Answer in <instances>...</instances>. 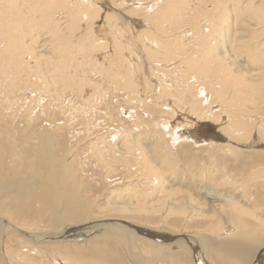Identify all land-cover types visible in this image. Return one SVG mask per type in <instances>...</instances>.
<instances>
[{
  "label": "bare ground",
  "instance_id": "1",
  "mask_svg": "<svg viewBox=\"0 0 264 264\" xmlns=\"http://www.w3.org/2000/svg\"><path fill=\"white\" fill-rule=\"evenodd\" d=\"M225 32H228L226 37L223 36ZM263 39L264 0H0V84H3L4 87L1 85L3 88L1 90L7 92L8 89L10 91L16 89V91H12L13 93L17 90L20 93L27 91L30 101L33 100L31 98L38 100L39 97H43V95L47 97V94H50L53 98L51 102L54 104V108L62 110L65 108L63 107L65 105L63 98L66 99L62 95L64 91L68 89L70 91L80 90L83 94L85 89L86 93L84 92V97L81 100L84 106L94 110L93 112L90 111L92 113H89L90 115L98 110L96 108L106 107L109 98L110 102L114 97L118 100L117 94L119 92V94L123 93L122 95H125L127 100H131L132 104L133 102L136 103L137 105L134 104L135 107L142 109L144 114L151 119L154 115L168 117L171 121L165 118L160 121L159 118L158 121H148L153 124L151 126L145 123V130L140 131L139 134L147 133L150 136L146 140L150 139L152 142L147 148L144 147V144L147 143L139 135L133 137L119 131L108 133V138L112 139L109 140L110 145L105 141V145L109 146L107 149H105L106 146H103L105 150L98 153L104 152L114 158L120 157L117 162H120V165L125 169L126 177L121 178L117 184L121 181L125 183L139 182L144 185V188L146 186L143 193L131 196L133 203H124L123 201L120 205L118 204L119 206L115 205L116 207L112 208L113 212L122 215L128 214L127 217L129 214L131 216H146L147 218L156 215L164 217L166 220V217L168 218L174 212L176 213V210L178 211L186 205L184 200L194 212L207 205L203 193V199L194 197L193 190L189 191L188 187L178 185L181 181L186 179L191 181L188 183L191 187L196 183L195 187H204V190H208L206 189L207 186L221 188L222 190H220L225 191V194L220 192L218 194L217 192L212 201H215V204L220 203L221 212H225L226 218L232 226L227 232L226 227L218 223L214 226L215 228L213 227L212 233L222 237V239L225 237L235 238L234 240H221L222 252L236 259L248 256L245 258L246 260L243 259L245 260L244 264H251L256 260L258 264H264V241L255 240L256 235L260 234L259 231L264 230V214L261 216L260 210L254 212L249 207V204L257 203L253 201L254 191L256 189L264 191L263 157L258 156L250 162L252 166H248L251 171L247 178H245L246 175L244 178L241 175L238 176L235 171L229 172L228 166L223 165L225 170L219 168L220 163L224 162L223 157H226L224 151L226 154L234 155L237 153L239 155L240 152L238 153V151L243 148L241 149L236 143L247 142L253 135L255 136L253 138L254 145L259 144L263 146L260 148H264V119L262 118V114H264V64L261 65L260 60V58H264ZM238 53L246 54L249 61L255 63L254 67L243 70L237 66L235 60L240 56ZM97 57L100 58L99 62L107 63L108 69H105L106 71H104L105 66L102 63L103 68L100 66L101 71L106 72V79L100 78L104 75L103 73L102 75L99 74L100 81L90 83L89 77L87 80V72L82 68L87 66L91 69ZM262 61L264 63V60ZM142 65L148 68H146L148 72H159L163 68L162 66L164 68L169 67L166 70L171 69L172 72L170 73L172 76L167 75L169 80L161 79L163 80H160L161 84H153L155 85L153 89L149 87L153 90L148 98L151 104H147L146 99L139 95V91L137 93L134 91L140 84L139 79L142 81L137 75L140 74ZM247 65L249 64H246V67ZM97 69L100 73V69ZM102 84L109 89L111 85L115 87H113L115 91L109 90L111 96L108 94V90L102 92L103 90L99 88ZM115 92H117L116 95H114ZM146 92L149 90H145ZM76 99L74 100L76 101ZM33 102L35 101L33 100ZM38 103L35 102V105ZM75 103L73 106L76 105ZM127 103L129 104V101ZM31 105L34 106V104ZM47 105L52 106L50 102H47ZM69 105L70 103L68 107ZM79 109L76 108L75 111H79ZM102 111L104 109L100 113ZM96 114H98L97 111ZM84 115H80V117ZM252 115H255V118H259L261 115L262 120L257 122L260 118L255 120ZM68 117L70 118V116ZM136 118L135 126L143 127L144 118L143 120L138 116ZM89 119L91 120V118ZM149 127L151 128L150 134L147 132ZM105 130L107 129L105 128ZM115 137L121 139L117 145L112 144ZM185 145L187 147L193 146L194 149L209 148V151L215 149V151H222L224 155L221 152L223 156L220 154L221 157H219V152H215L217 157L213 153L211 155V152L208 153L206 159H209L211 169H206L207 166H204L205 163L202 162L200 154L197 157L194 155L195 157L193 156L187 162L184 158L185 161L182 164L179 161L182 154L179 156V153ZM118 151L121 153L118 154ZM222 160L223 162H221ZM227 164L229 165V163ZM195 169L198 171L194 172ZM109 174L111 175V173ZM119 174L121 175V173ZM210 187L209 189H212ZM62 189L59 187L58 191ZM199 192L201 193V189ZM73 193L72 189L66 195L60 192L59 197L54 196V201L67 212L66 206L70 204L68 201L70 202L74 198ZM151 194L154 195V199L150 198ZM206 195L210 196L211 194L207 192ZM262 197L264 199V194ZM76 204L78 205V203ZM48 206L45 207L49 208ZM217 207L219 208V206ZM98 210L100 213V209ZM184 211H181V214ZM68 214L71 216V220L67 222L57 220L58 222L54 223L55 226L60 228L65 226V228L61 232L51 235L53 238L80 239L85 234L103 230L104 233L110 231L118 239H127L131 234L134 237L138 236L137 238L143 242L146 241V243L154 245L178 246L182 244L185 251L191 253L190 246H185L184 240H176L174 236H171L164 242H156L163 236L159 237L155 232L142 229L140 225L143 224L133 220V218L116 220V218H112V215L108 217L111 213L106 217H104L105 214L99 218L96 216L98 219L94 220H115L114 223L98 224L96 227H91L87 233H70L72 228L68 229L69 226L83 224L89 219L83 220V217H73L72 211H69ZM118 214L116 215L118 216ZM189 215H191L190 212ZM136 219L139 218L136 217ZM220 221L222 220L220 219ZM21 227L14 228L23 232L24 229L22 231ZM39 230L35 229L38 232ZM35 231L33 230V232ZM33 232L25 233L32 235ZM35 236L32 235L31 237L34 240L33 243L35 240L39 241L38 237ZM190 240H192L190 243L195 245V237L191 236ZM196 243L198 245L196 244L197 251L195 254L200 262L213 264L204 256L201 244ZM5 252L7 255L8 251ZM4 257L7 256L4 255ZM19 263L21 264V262Z\"/></svg>",
  "mask_w": 264,
  "mask_h": 264
},
{
  "label": "rangeland",
  "instance_id": "2",
  "mask_svg": "<svg viewBox=\"0 0 264 264\" xmlns=\"http://www.w3.org/2000/svg\"><path fill=\"white\" fill-rule=\"evenodd\" d=\"M227 34L228 32L227 33L225 32L223 36L226 37ZM239 54L241 57L239 56ZM244 55L246 56V58ZM238 56L239 57H237V59L235 60L237 62L236 64L237 66H240L243 70H248L252 66L254 67L255 63L253 64L251 61H249V58H247L246 54L238 53ZM98 57L97 60L94 62V65H96L97 68L100 69V73H98L99 70L97 68H96L97 70L95 69L96 66L93 67L94 65L92 66L90 65L91 69H89V67L87 66L82 68V70L85 69L84 71L87 72L86 73L87 80L90 78L88 80L90 83L98 82V80L100 81L99 74L102 75L104 73V75L100 77L104 79L106 75V72L104 71L108 69V66H106L107 63L105 64V62L102 61L99 62L100 58ZM242 58L245 59L243 60ZM260 60H261V65L264 64L262 63L263 62L262 60H264V58H260ZM101 63L103 66H105L104 71H101V69L103 68ZM246 64L249 65H247L246 67ZM100 66L102 68H100ZM244 66L245 68H243ZM162 67L163 68L159 70V72L161 73L154 72L155 73L154 74L151 71H149L151 72L149 73L147 70L148 68L142 65L143 69L141 68L140 74L139 73L137 74L139 75L142 81H140L139 79V83L141 85L139 84V86H137L134 89V91L135 93L139 91L138 92L139 95L142 96L143 99H146L147 104H151V101H149L148 98L149 95L152 94L153 90L151 89H153V87L155 88V85L153 84H161V81H163L161 79L169 80L167 75L172 76V74H170L172 73L171 69L169 71L166 70V68L169 67L166 68H164V66ZM143 83L148 87L145 86ZM1 85L3 87V84H0V90L4 88V87L2 88ZM103 85L104 84L100 85L101 87H99L103 90L101 91L107 92L108 90V94L111 96V91L114 90L113 89L114 86L112 85L109 86L110 87L109 89L108 87ZM144 86L146 87V89ZM149 87L151 89H149ZM143 88L146 91L149 90V92L151 93L149 92L145 93V90ZM117 89L119 91L118 87ZM5 91L2 90L0 91V94L6 93L0 95L1 98L0 99V218H1L0 219V264H9L12 261L13 264L14 263L20 264L19 262H21V264H62V261H64L63 264L64 263L74 264L75 262H76L75 264H206L200 262L199 258H197L195 254L197 251L196 247L198 245L196 242L201 244L204 256L207 258V260H209L213 264H244L246 260L245 258H248V256L243 257L242 259L237 258L238 259L237 260L236 258H233L232 256L222 252L221 249L222 247L220 243L221 240H225V239L234 240L235 239L234 237H230V238L225 237V239H222V237H219L218 235L212 233L213 229L215 228L214 226L217 225L218 223L223 224V226L226 227L225 230L227 229L226 230L227 232L229 231V229H231L232 226L231 222L228 220V218H226L227 216L225 215V212L224 211L221 212L222 210L219 205L220 203L217 202L218 203L217 205V203L216 204L214 203L215 201L214 202L212 201L214 200V196L217 192L218 194L220 193L225 194L224 193L225 191H221L222 190L221 188L218 189L217 187L212 188L209 186L210 188H212L209 189V187L207 186L206 189H208L209 190L208 191V190H204L203 189L204 187L203 188H199V186L195 187L196 183L193 184V186L191 187L188 184L191 181H187L186 179L181 181L180 184H178L180 187L182 186L188 187L189 191L193 190L194 197L196 196L197 198H202V193H203V197L205 195L204 199L206 200L207 205L203 206L200 210L195 211V212H199L197 214H199L200 217L194 211H191L189 204L186 203L185 200L184 202L186 205H184L185 207L183 206L184 209L182 207L178 211L176 210V213L174 212L172 215L168 216V218L166 217V220L164 217H160L156 215H154L152 218H147L146 216L143 217L135 216V215L131 216L129 214V216L127 217L128 214L122 215L113 212L112 208L116 207L115 205L119 206L123 201L124 203L132 202L131 200L133 198L131 196L133 194L137 195L139 193H143V191H145L146 186L144 188V185H141L139 182L125 183L124 181H121L119 184H117V182L121 180V178L123 179V177L124 178L126 177L125 169L120 165V162H117L120 160V157L114 158L108 155V153H104V152L102 154L98 153L100 151L107 149V147L110 145L109 140L112 139L108 138L109 135L108 133L119 131L128 136L131 135L134 137L139 135L141 136V138L145 140V143H147L144 144V147L147 148L152 142V140L150 139L146 140L150 138V136L147 133L139 134L140 131L145 130L144 129L145 123L151 126L153 124L149 123L148 121H158L159 118L160 121L162 120V118L171 121L170 119H168V117H161L154 115L152 116L151 119V117L144 114V111H142V109H139V107H135V105H137L136 103L133 102L132 104L131 100H127L126 96L122 95L123 93L119 94V92L118 94L117 92H115L114 94V95L117 94L118 100L115 97L112 98L111 102L109 101L110 98L108 101L105 99V102L107 101V106L106 107L101 106L102 108L99 107L100 109L96 108L98 110H95V113H93V115H90L92 114L90 111L93 112L94 110H91V108L88 106L87 107L84 106L81 100L83 99L84 94L86 93L85 89H84L85 93L83 92V94L80 90L70 91L68 89L67 91H64V93L62 94L63 96L66 97V99L63 98L65 102L64 103L65 105L63 107L65 108H63L62 110L64 111L54 108V104L51 102L53 101V98L50 96V94L49 95L47 94V97L46 95H43V97H39L38 100L37 98L36 99L31 98L37 103L38 101H41L38 104H36L37 105L36 106L35 102L32 103L33 100L30 101V96L28 95L29 92L27 91L25 92L21 91V93L20 91L18 92V90L17 92L14 93L12 92V91H16V89H12V91L8 89L7 92ZM9 91L11 92V94H9L10 93ZM86 91L88 92V90ZM71 94H74L75 96ZM76 97H78L79 99L78 98L76 99ZM67 99L68 100L70 99V101H68ZM74 99H76V101ZM127 101H129V104L127 103ZM47 102H50L52 106L50 107L49 105H47ZM68 102L70 103L69 107H68L69 104ZM74 103L76 104L74 106L77 108V110L80 108L79 111H75L76 108L73 106ZM31 104H34V106ZM77 105L79 106V108L77 107ZM70 106L72 109L70 108ZM107 108L109 110H106ZM103 109H104V111H102L103 113L101 112L103 114L102 115L100 111ZM71 110L73 113L71 112ZM112 110H114V112H112ZM96 111L98 114H96ZM67 114L68 116H70V118L66 116ZM70 114L72 115L73 118L71 117ZM80 115H84L86 118L89 117L91 118V120L89 118L84 119L85 117L84 116L80 117ZM91 116L93 117L95 116V117L93 118ZM105 116H106V121H105ZM136 116L140 117L142 120L144 118V124L142 125L143 127H141L140 125L138 127L135 126L136 125L135 123L137 122ZM221 117L223 118L224 115ZM255 117H256L255 115H252V118L255 120L260 118L259 120H257V122H259L262 120V118L264 119V114H262V118L261 115L259 118H255ZM113 119L116 121H114ZM67 120H69L71 123ZM111 120L113 123L111 122ZM104 127L108 131L105 130ZM150 129H151L150 127L149 129H147V132L149 134H150ZM254 130L253 133L255 132ZM253 138H255L254 135L253 137H250L248 139L247 141L248 143L247 142L236 143L239 145L241 149L242 148L244 149L238 151V153L240 152L239 155L237 153L234 155H232L231 153L226 154L225 151H224L225 153L224 155L222 151H218V150L215 151V149L209 151L208 150L209 148L194 149L193 146L187 147L185 145L182 148L183 150H181L179 153V156L182 154L180 156L182 160L179 157L180 158L179 161H181L183 164V161L185 160L186 162L190 161V158L192 159L194 155H196L197 157V155L200 154L203 160L202 162L205 163L204 166L205 167L207 166L206 169H211L212 167L209 164L210 161L209 159L208 160L206 159L208 157L207 155L208 153L211 152L210 153L211 155L213 153V155L215 154V156H217L216 153L219 152L218 153L219 157H221L222 153L224 156H226L223 157L224 162L223 160L221 161L224 164L220 163L219 168H222L223 170L224 169L223 165L228 166L229 167L228 169L230 170L229 172L235 171L238 176L241 175V177L244 178V176L246 175L245 178H247L248 173L251 171V169L248 168V166H252L250 165V162L253 161L254 158L258 156H262L264 161V150H263L264 148H260L263 146L262 145L260 146L259 144L254 145ZM120 140H121L120 137H115L112 144L115 143L117 145L119 144ZM105 141L108 142L109 145H105L106 144ZM242 145L246 147H243ZM103 146L104 147L106 146V148L104 149ZM119 153H121V151H118V154ZM184 158L186 159L183 160ZM227 163H229V165ZM195 171H198V169H195L194 172ZM106 172L107 175H105ZM108 172L111 173V175ZM119 173H121V175ZM109 184L112 186H110ZM59 187H62L63 189L61 191H58ZM71 189L74 192L73 193L74 198L72 200L70 199L71 200L70 202L68 201V203H70V204L67 203L69 206L66 204L67 205L66 208L68 210L66 212L64 211L65 209H63L61 205L56 204V202L54 201V196L57 195L59 197L60 192L61 194L66 195ZM200 189H201V193L199 192ZM149 190L151 191V189ZM206 191L209 192L211 195L207 196ZM254 192L255 193H253L254 194L253 201L257 203L249 204V207L252 208L254 212L260 210L259 212L261 213L260 215L262 216L264 214V199L262 197L264 191L261 189L258 190L256 189V191ZM117 194L119 195L118 196L119 198L117 197ZM127 196L131 198L129 199ZM150 196L151 199L155 198L154 195L152 194ZM44 198L45 200H43ZM117 200L120 203L116 202ZM113 201L115 202L113 203ZM209 201L212 202L211 203L212 205L209 204L210 203ZM108 202L111 204L109 205ZM167 202L168 200L166 201L165 206L167 205ZM76 203H78V205ZM208 204L211 206V209H209L210 206ZM48 205H52V206H48ZM45 206H48L49 208ZM217 206H219V208ZM107 207L109 210L107 209ZM98 209H100V213L98 212L99 211ZM69 211H72L71 215H73V217H78V218L83 217V220L86 218L89 219L86 220L85 222L83 221L84 222L83 224H74L72 226H69L68 229L72 228V230L69 231L70 233H81V232L87 233V231L90 230L91 227H96L98 224L106 225L107 223H112V222L114 223L115 220L114 221L108 219L94 220V219H98L99 216L102 215L104 216L105 214L104 217H106L111 213L108 217H111L112 215V218H116V220L121 218L123 219L133 218V220H136L137 222L139 223L141 222V224H143L140 225L142 229L145 230L147 229L151 232H155L158 234L159 237L163 236L162 237L163 239L162 238L157 239L156 242L158 241L164 242V240L166 241V239L171 236H174L176 240L177 239L182 241L184 240L185 246L187 247L192 246L191 248L189 247L191 253L185 251L184 246L182 244L178 246L177 245L162 246V245H154L151 243L152 244L151 245L150 243L148 242L146 243V241L143 242L142 240L137 238L138 236L134 237L131 234H129L127 239L125 238L118 239L116 238V236L111 234L110 231L104 233L103 230H97V231H93L92 233L85 234L83 235V238L80 239L69 238L66 240H62V239H58V237L53 238L51 235L55 233H59L65 228V226L61 228L55 226L54 223H57L58 222L57 220H61V222H67L71 220L72 218L68 214ZM181 211L182 212L184 211V213L181 214ZM212 211H214L215 213L214 212L212 213ZM189 212L191 215H189ZM207 212L209 216L207 215ZM192 213L195 214L193 215ZM116 214H118V216ZM186 215L187 217L190 218H187ZM96 216H98V218H96ZM173 216L174 218H172ZM136 217L139 219H136ZM220 219L222 221H220ZM35 225L36 227H33ZM14 227L15 228L21 227L22 231L23 229L25 231L27 228L25 232H33V230L35 231V229L36 230L40 229L39 232L35 231L31 233L34 236L36 235L35 237H38L39 241L35 240V243H33L34 240L31 238L32 235H30L29 233H25L24 231L21 232L20 230L19 231L15 230ZM263 231L264 230H260L259 231L260 234L257 233L258 235H256L255 240L260 242L264 241ZM139 235L142 236L143 234H139ZM191 236L192 237L194 236L196 239V242L194 240L195 245L191 244L192 243L191 242L192 240H190ZM48 238L51 240H49ZM30 240L32 241L29 242ZM25 241L28 243H26ZM188 243L191 245H189ZM5 251H8L7 255ZM4 255L7 257L5 258ZM73 259L75 262L72 261ZM251 264H258V261L257 260L256 262L253 261Z\"/></svg>",
  "mask_w": 264,
  "mask_h": 264
},
{
  "label": "water",
  "instance_id": "3",
  "mask_svg": "<svg viewBox=\"0 0 264 264\" xmlns=\"http://www.w3.org/2000/svg\"><path fill=\"white\" fill-rule=\"evenodd\" d=\"M145 234V233H144Z\"/></svg>",
  "mask_w": 264,
  "mask_h": 264
}]
</instances>
